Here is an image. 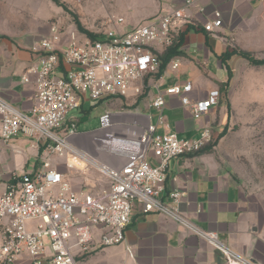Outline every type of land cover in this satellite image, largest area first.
Here are the masks:
<instances>
[{
    "label": "built area",
    "instance_id": "2783aa9c",
    "mask_svg": "<svg viewBox=\"0 0 264 264\" xmlns=\"http://www.w3.org/2000/svg\"><path fill=\"white\" fill-rule=\"evenodd\" d=\"M60 1L80 4L87 0ZM194 2L184 0V5L188 8ZM188 20L183 9H176L123 33L108 29L91 39L71 31L65 43L59 30L51 27V37L32 47L36 61L22 82L34 86L33 105L24 113L0 97V139L7 143L23 135L38 148L43 146L41 164L30 173L12 175L0 192V264H79L94 250L117 247L124 243L134 203L144 213L163 215L205 242L222 255L225 264H254L224 245L216 233L184 217L181 193L171 191L166 201L162 199L169 162L200 153L212 140L209 129L197 139H180L175 133L156 134L150 116L132 114L128 126L115 123L112 114L106 113L99 119L101 136L92 143L82 139L77 119L69 117L90 99L143 96L146 81L159 72L162 54L174 45ZM221 25L220 14L214 12L202 28L214 33ZM178 65L177 59L168 63L173 71ZM192 91L189 81L158 91L151 99L157 124L164 123L165 97H177L195 120L218 105L217 89L201 100H190ZM126 127L134 130L128 137L122 133ZM110 140H128L130 145L119 166L113 167V162L121 156L110 155L104 162L97 151ZM150 155L156 165L148 161ZM55 157L63 158L61 165L70 172L69 179L53 164ZM90 172L105 184L90 183ZM80 177L82 186L76 188L73 179Z\"/></svg>",
    "mask_w": 264,
    "mask_h": 264
},
{
    "label": "crops",
    "instance_id": "0c3cea01",
    "mask_svg": "<svg viewBox=\"0 0 264 264\" xmlns=\"http://www.w3.org/2000/svg\"><path fill=\"white\" fill-rule=\"evenodd\" d=\"M64 6L85 31L96 36L108 29L123 33L146 20L184 10L189 23L181 29V56L171 59L179 60L177 69L171 70L167 63L158 77L148 78L144 98H108L130 101L126 105H134L140 114L150 116L156 134L175 133L180 139H197L204 129H209L214 138L225 124L223 107H212L207 115L195 120L177 97H165L164 123L157 124L152 97L189 81L193 86L190 100L205 98L228 81L230 72L247 63L238 55L223 63L222 54L234 47L253 51L264 39V0H195L188 8L184 0H87ZM214 12L220 14L222 25L214 33H206L202 25L213 18ZM118 19L122 20L120 24H110ZM51 27L59 30L62 43L71 31L84 37L73 18L53 0H0V97L21 112L27 113L33 105L34 86L22 82L36 61L31 49L51 37ZM8 146L14 156H20L15 169L27 167L31 160L34 169L39 167L33 149H18L15 141ZM148 161L157 164L151 155ZM171 191L182 194L180 211L189 221L216 233L224 245L254 264H264V215L225 176L212 151L171 160L166 169L164 201ZM124 236L123 244L100 251L92 264H225L222 255L205 242L163 215L144 213L137 203L133 204ZM87 258L91 264V258Z\"/></svg>",
    "mask_w": 264,
    "mask_h": 264
},
{
    "label": "rangeland",
    "instance_id": "374dc122",
    "mask_svg": "<svg viewBox=\"0 0 264 264\" xmlns=\"http://www.w3.org/2000/svg\"><path fill=\"white\" fill-rule=\"evenodd\" d=\"M57 1L65 14L71 16L76 22V16L68 11L62 2ZM104 17H107L106 12ZM260 43L262 46L260 47L259 44L253 51L238 47H234L232 51H242L248 53L255 60H264V39L260 40ZM246 62L244 67L229 73L227 98L220 95L218 105L220 104L226 112V120L221 132L212 138V142L217 140L213 153L225 176L239 186L251 204L264 215V65L255 66L247 60ZM144 97L145 95L142 98ZM226 99L229 103V109L226 106ZM130 103V101L125 102L121 99L100 101L90 99L83 102L82 110L71 112L69 117L77 119L78 133H84L82 139L93 143V140L96 141L101 136V133L97 131L100 128L99 119L106 113L112 114L115 123L122 122L128 126L132 125L130 122V119L133 118L132 114H140L141 111L135 109L134 105H126ZM121 113L131 115L123 116L120 115ZM116 131L114 132L117 133L118 131ZM133 131L128 127L122 129L123 135L127 137L132 135ZM220 135L221 137H219ZM14 141L18 149H24L26 152L33 149L36 153L35 163L38 166L41 164L39 157L42 150L35 145L33 140L23 135H18L7 143L0 139V192L3 191L10 174L15 169V163L20 158L19 155L14 156L9 149L8 145ZM126 141L110 140L106 145L105 142L103 145L100 144L101 147H98L97 151L101 159L106 162L110 155L115 154L121 157L113 162V167L122 164L121 160L127 156V149L130 146L128 140ZM52 162L58 164L57 169L64 172L68 179L70 178V172L61 165L63 158L55 157ZM33 170L34 161L31 160L27 167L15 169L14 172L20 176ZM88 179L92 184L96 182L100 185L105 184V181L98 178L94 172L89 173ZM73 180L72 183L76 188L82 186L83 179L81 177ZM44 244L45 247L49 246L48 239H44ZM110 248H99L90 253L88 256L91 258V264L92 261L98 259L100 251ZM88 261V258H83L79 260V264H89Z\"/></svg>",
    "mask_w": 264,
    "mask_h": 264
},
{
    "label": "trees",
    "instance_id": "16d2710c",
    "mask_svg": "<svg viewBox=\"0 0 264 264\" xmlns=\"http://www.w3.org/2000/svg\"><path fill=\"white\" fill-rule=\"evenodd\" d=\"M54 2H56L57 4L58 1L57 0H53ZM76 25H77V29L79 30L80 33L86 35L87 37L93 39L95 38L96 35H93L87 31H85L80 23L78 21H76ZM183 42V33L180 32L179 35L176 38V41L174 43V45L170 48H168L161 56V65H160V70L159 72L155 75V77H158L159 74L163 71L164 67L167 65V63L170 62V60L174 57L177 56H181V51H180V47L182 45ZM233 55H238L241 56L243 59H246L250 64L255 65V66H260V65H264V60H255L253 59L248 53L242 52V51H237V50H233V51H227L225 53L222 54L221 56V60L224 63L226 60H228L231 56ZM229 86V82L227 81L224 84H221L219 86V93L220 95H222V97L227 98V89ZM226 106L229 109V103L226 99ZM221 137V135L219 136ZM218 137V138H219ZM217 140L213 141L212 143H210L209 145H207L202 151L204 152H213V148L216 145ZM43 146H40V149L42 150ZM41 152V151H40Z\"/></svg>",
    "mask_w": 264,
    "mask_h": 264
}]
</instances>
